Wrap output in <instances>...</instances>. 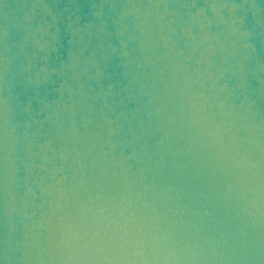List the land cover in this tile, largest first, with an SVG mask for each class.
<instances>
[{"label": "water", "instance_id": "1", "mask_svg": "<svg viewBox=\"0 0 264 264\" xmlns=\"http://www.w3.org/2000/svg\"><path fill=\"white\" fill-rule=\"evenodd\" d=\"M0 264H264V0H0Z\"/></svg>", "mask_w": 264, "mask_h": 264}]
</instances>
